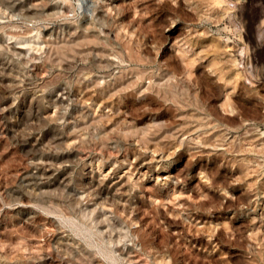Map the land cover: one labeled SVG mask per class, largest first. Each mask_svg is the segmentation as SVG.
<instances>
[{
  "label": "rangeland",
  "instance_id": "374dc122",
  "mask_svg": "<svg viewBox=\"0 0 264 264\" xmlns=\"http://www.w3.org/2000/svg\"><path fill=\"white\" fill-rule=\"evenodd\" d=\"M0 264H264V0H0Z\"/></svg>",
  "mask_w": 264,
  "mask_h": 264
}]
</instances>
